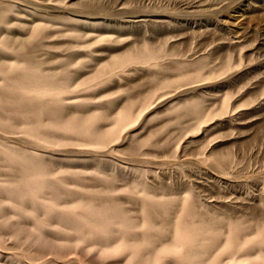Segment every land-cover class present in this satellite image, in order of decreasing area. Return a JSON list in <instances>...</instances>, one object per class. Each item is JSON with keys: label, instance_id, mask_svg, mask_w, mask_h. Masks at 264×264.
<instances>
[{"label": "rangeland", "instance_id": "374dc122", "mask_svg": "<svg viewBox=\"0 0 264 264\" xmlns=\"http://www.w3.org/2000/svg\"><path fill=\"white\" fill-rule=\"evenodd\" d=\"M0 264H264V0H0Z\"/></svg>", "mask_w": 264, "mask_h": 264}, {"label": "bare ground", "instance_id": "6f19581e", "mask_svg": "<svg viewBox=\"0 0 264 264\" xmlns=\"http://www.w3.org/2000/svg\"><path fill=\"white\" fill-rule=\"evenodd\" d=\"M175 57V56H174ZM51 76V75H50Z\"/></svg>", "mask_w": 264, "mask_h": 264}]
</instances>
